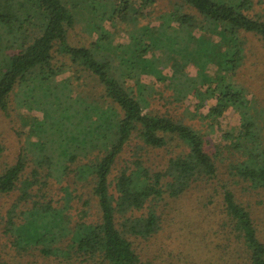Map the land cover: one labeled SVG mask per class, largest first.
I'll use <instances>...</instances> for the list:
<instances>
[{"label": "trees", "instance_id": "trees-1", "mask_svg": "<svg viewBox=\"0 0 264 264\" xmlns=\"http://www.w3.org/2000/svg\"><path fill=\"white\" fill-rule=\"evenodd\" d=\"M135 1L112 4L114 17L125 21L130 13L132 22L137 21ZM152 2L141 0L147 6ZM255 3L264 0H179L157 16V25L134 30L135 26L128 30L129 42L116 44L94 8L91 12L100 21H94L90 32L97 35L87 45H73L69 31L75 25L72 9L77 0H0V110H8L11 94L19 95L18 88L30 108L39 93L50 101L65 97L71 75L57 81L70 71L61 57L94 76L100 87L96 96L83 92L85 104L75 101L66 111L58 108L60 121L66 118L71 123L60 129V154L49 153L42 135L34 134V125L27 121L30 136L36 139L27 140L16 161L0 170V195L18 192L5 216H0L2 233L17 252L38 248L65 264H155L136 250L134 240L140 243L158 234L162 218L156 207L197 186L208 189L218 178L220 165L206 150L208 141L199 131L149 109V97L160 91L142 76H151L175 100L201 89L214 100L206 114L210 122L229 107L243 114L242 123L235 131H225L224 140L250 133L255 127L248 111L250 100L232 77L244 58L242 33L257 35L264 48V10L248 13ZM158 52L169 64L170 74L156 65ZM190 64L196 68L194 76L186 70ZM132 137L151 149L176 141L178 152L156 171L138 155L120 167L111 191L110 176ZM233 147L243 154L237 144ZM224 164L232 181L264 186V151L256 144L244 159L226 158ZM79 190L94 198L98 220L88 222L82 212L79 220L72 221L70 201ZM220 194L227 221L222 222L223 233H213L220 238L219 245H233L235 259L242 264H264V242L250 212L236 200L231 184H222ZM85 203L90 207L89 200Z\"/></svg>", "mask_w": 264, "mask_h": 264}, {"label": "rangeland", "instance_id": "rangeland-1", "mask_svg": "<svg viewBox=\"0 0 264 264\" xmlns=\"http://www.w3.org/2000/svg\"><path fill=\"white\" fill-rule=\"evenodd\" d=\"M178 1L153 0L152 4L147 6L141 3V0H136L138 12L135 15L138 20L132 22L133 18L130 13L129 18H124L125 21L121 16L114 17L110 8L112 4H117L118 0H101L98 3L94 0H77L78 4L72 9L76 20L73 29L69 31V40L73 45H87L97 35L90 32L93 30L94 21L97 23L100 21L96 18L98 15L91 12L97 8L98 14L104 19L101 23L111 32L112 42L127 43L129 42L128 30H132L135 26L134 30L147 26V24L157 25L159 23L157 16L173 9L179 4H176ZM183 8L185 11L194 12L185 6ZM263 10L264 4L255 3L248 13L255 15ZM241 36L244 41V58L233 75L232 81L244 90L250 100L248 111L255 120L254 129L250 133H245L246 135L244 134L242 138H233L230 142L223 139L225 131H235L234 128L238 127L245 118L235 108H227L215 121L210 122L211 119L206 114L214 100L201 89L184 93L185 98L175 100L162 84L154 83L151 76H142L145 83L151 84L157 91H160L159 94L149 97V109L159 114L169 115L199 131L208 141L206 150L215 163L220 165L218 178L208 189L203 185L197 186L199 189H193L184 197L167 198L160 203L159 207H156L158 215L162 218L158 234L148 240H141L140 243L134 240L136 250L143 257L150 258L155 264H242L241 260L235 259L233 250L236 252V249L233 245L232 247L219 245L220 238L213 234L214 231L223 233L221 225L222 222L227 221L220 194L222 184H231L236 200L250 212L258 236L264 242V186L257 188L245 181L234 182L226 174L224 168L226 158L244 159L246 154L252 152L254 144L264 151V48L257 35L242 33ZM155 57L160 58V52ZM61 58L65 63V68L70 71L60 74L56 78L57 81L71 75L65 97L59 99L53 97L50 101V97L45 98L39 93L35 101H30L29 105L33 107L30 108L24 105L22 101L25 96L24 92L18 88L19 95L11 94L8 110H0V146L2 147L0 170L16 161L27 140L36 139L35 136H30L27 121L34 125V134L42 135L41 139L49 147L47 148L49 153L60 154L57 151L60 147V134H63L60 129L71 127V123L66 118L60 121L58 108L66 111L69 103L71 105L83 102L82 98L86 96L83 94L85 91H90L95 96L98 94L100 87L94 80V76L89 77L67 58ZM156 65L160 66L164 73H171L169 64L163 59L160 58ZM211 69L218 70L216 67ZM186 70L192 76L196 73V68L192 64L187 65ZM38 105L40 108L36 109ZM69 113L73 114L72 110ZM29 116L36 117L34 121L24 119ZM71 117L73 118L70 120L75 121V116ZM63 139L64 137L62 141ZM252 140L255 142L252 143ZM236 144L243 154H239V151L233 147ZM177 152L176 141L169 142L162 149H151L146 147L139 138L132 137L124 146L110 176L111 191H113L114 177L120 167L131 164L138 155H143L142 160L145 166L156 171L164 169L168 158ZM213 187L217 191L214 192ZM17 196V191L0 195V216H5L7 209L16 201ZM58 197L54 196V198ZM86 199L89 200L90 207L85 203ZM70 202L69 213L72 221L79 220L82 212H86L87 215L84 220L88 222L98 220L99 211L90 194L79 190L73 193ZM150 205L154 207L153 203ZM226 228L231 231L229 225H226ZM2 229L0 225V264H65L54 257L45 256L38 248L17 252L10 245V238L3 235Z\"/></svg>", "mask_w": 264, "mask_h": 264}]
</instances>
